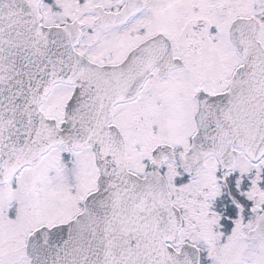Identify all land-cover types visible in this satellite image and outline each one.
Masks as SVG:
<instances>
[{
	"label": "snow or ice",
	"instance_id": "obj_1",
	"mask_svg": "<svg viewBox=\"0 0 264 264\" xmlns=\"http://www.w3.org/2000/svg\"><path fill=\"white\" fill-rule=\"evenodd\" d=\"M0 264H264V0H0Z\"/></svg>",
	"mask_w": 264,
	"mask_h": 264
}]
</instances>
